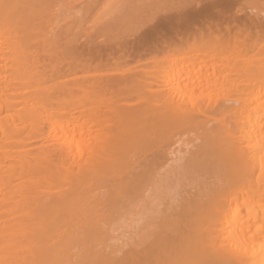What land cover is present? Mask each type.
<instances>
[{
    "label": "bare ground",
    "instance_id": "6f19581e",
    "mask_svg": "<svg viewBox=\"0 0 264 264\" xmlns=\"http://www.w3.org/2000/svg\"><path fill=\"white\" fill-rule=\"evenodd\" d=\"M0 264H264V0H0Z\"/></svg>",
    "mask_w": 264,
    "mask_h": 264
}]
</instances>
